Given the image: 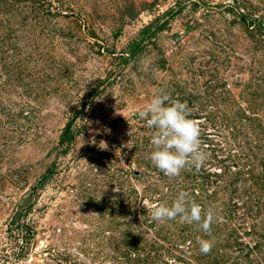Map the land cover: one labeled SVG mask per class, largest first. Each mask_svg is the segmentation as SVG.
Instances as JSON below:
<instances>
[{
  "label": "rangeland",
  "instance_id": "374dc122",
  "mask_svg": "<svg viewBox=\"0 0 264 264\" xmlns=\"http://www.w3.org/2000/svg\"><path fill=\"white\" fill-rule=\"evenodd\" d=\"M169 8L179 12L166 29L127 58L140 28ZM161 92L201 128L207 159L187 179L188 168L169 178L149 160L153 130L138 113ZM68 122L71 138L59 144ZM52 164L22 243L26 230L8 219ZM220 172H236L232 185L248 173L264 180V0H0V264H112L117 222L137 224L150 189L170 186L200 205L211 187L193 199L191 184ZM246 187L264 202V189ZM227 198L207 200L218 223ZM175 220L157 224L175 235L186 224ZM176 241L143 264L181 255L187 244L174 251Z\"/></svg>",
  "mask_w": 264,
  "mask_h": 264
},
{
  "label": "trees",
  "instance_id": "16d2710c",
  "mask_svg": "<svg viewBox=\"0 0 264 264\" xmlns=\"http://www.w3.org/2000/svg\"><path fill=\"white\" fill-rule=\"evenodd\" d=\"M178 12L179 9L175 10L169 8L161 13L159 17L140 28L136 41L132 42L126 49L129 54V56L126 57L131 58V56L138 51L141 43L165 30L169 20L177 15ZM70 138L71 136L68 128L62 139V143L60 138L59 144H67ZM65 152L66 148L61 150L62 154H65ZM54 168L55 166L52 164L51 168L46 170V174L41 176L36 182L32 190L19 198L8 219L9 226L14 225L16 229L22 231L26 230V236L22 238V243L23 241L25 243L32 233L24 224L23 218L28 215L34 205L36 192L42 188L46 181L53 175ZM189 171L190 169L188 168L186 173L183 174V179L188 178ZM235 175L236 172L231 175L221 172L219 174L207 173L203 176H197L199 183L196 182L198 184L194 186L191 184L190 186V195L193 199L205 194L206 187H211L209 192L206 191L208 195H205L206 197L203 199L204 203L202 202L203 204H200L205 211L208 210V206L206 205L207 200L212 196L216 197L217 194L224 193L228 197L226 200H223L225 202H220L222 212L228 213L226 214V218L223 222L218 223L219 219L215 216L211 231L208 233L203 232L204 234H202V231L198 230L196 224H183V227L177 230V233L173 235L171 232H168L169 228L166 226L151 221L147 214V209H145L144 206H138L136 211L140 214V219L136 221L137 224L134 223L133 226V221H131V225L127 227L123 220L116 224L118 227H123V229L120 233L118 232V237H116L118 238L115 248V250L117 249V253L114 254L115 256L112 254V256H114L112 264H143V262L153 257L152 253H167V251H164L166 248L165 244L168 243V240L172 236L178 239V241L170 243V247H174V251L176 248L181 250V245H187L184 247L185 250H181V255H179V250H177L178 254L169 253L168 256L170 257L165 259L162 264H170L171 260L174 264H264V219L261 220L260 218L262 213L261 209H264V202H259L251 198L252 191L249 192V186L248 188L246 187V183L251 181L254 182V185H257L260 190H263L264 180L257 179L254 175L248 173L247 177L242 179L245 181V185L240 186V183L232 185V181H230L229 178ZM210 178H213L211 182H209ZM186 183L188 182H185V185ZM149 191V196L152 197L149 201L166 205H170L171 202L175 200L174 195H177V192L172 190L170 186H165L164 194L154 195L155 193L152 189ZM133 193V204H135L138 194L137 192ZM232 209L235 210L234 212L238 213L236 216H234V213L229 214ZM240 217H242V219H240ZM257 218H260V222L255 221ZM231 220L235 222L239 220H249V222H238L240 224H233L230 223ZM252 220H254V222H252ZM175 221L176 220H171V225H174ZM245 223L247 224L244 225V228H240L242 226L241 224ZM149 228L153 230L152 236L147 239L142 238L141 235L145 232L140 230H150ZM240 230L243 231L240 232ZM243 235L250 237V244L242 238ZM199 238L209 239L213 242V247L208 254H202L200 252L197 243ZM186 252H190L188 253L190 257L185 256ZM151 263L156 262L152 260Z\"/></svg>",
  "mask_w": 264,
  "mask_h": 264
},
{
  "label": "clouds",
  "instance_id": "9594fccd",
  "mask_svg": "<svg viewBox=\"0 0 264 264\" xmlns=\"http://www.w3.org/2000/svg\"><path fill=\"white\" fill-rule=\"evenodd\" d=\"M166 93L155 95L138 116L152 129V151L149 160L152 165L169 178H174L186 168L199 171L205 165L206 153L201 150V128L197 121L190 119V109L185 103L173 101ZM147 214L153 222L171 221L177 218L182 223L196 224L198 230L211 231L215 215L211 209L205 211L187 192H179L170 205L152 203ZM202 254H208L213 242L197 240Z\"/></svg>",
  "mask_w": 264,
  "mask_h": 264
},
{
  "label": "water",
  "instance_id": "95a60500",
  "mask_svg": "<svg viewBox=\"0 0 264 264\" xmlns=\"http://www.w3.org/2000/svg\"><path fill=\"white\" fill-rule=\"evenodd\" d=\"M69 126H70V125H69V122H68V123L65 125L64 129H63V132H62V135H61V143H62V139H63V137H64L66 131L68 130Z\"/></svg>",
  "mask_w": 264,
  "mask_h": 264
}]
</instances>
